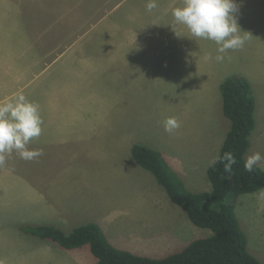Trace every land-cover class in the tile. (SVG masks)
Instances as JSON below:
<instances>
[{
    "label": "rangeland",
    "instance_id": "1",
    "mask_svg": "<svg viewBox=\"0 0 264 264\" xmlns=\"http://www.w3.org/2000/svg\"><path fill=\"white\" fill-rule=\"evenodd\" d=\"M181 3L159 0V7L148 12L146 0H0V102L23 93L40 105L44 120L42 134L29 144L43 155L26 161L13 153L0 167V264H41L48 247L53 249L45 254L47 264H93L97 258L89 246L67 249L22 231L24 225L40 223L71 232L74 211L81 212V221L110 208L108 217H130L132 223L112 226L122 228L118 247L155 257L212 233L191 224L162 186L154 187L152 172L151 178H141L130 138L135 131L174 146L181 138L183 144L188 141L189 186L206 191L210 160L203 145L218 127L231 128L220 87L226 74H237L248 76L254 86L251 145L264 142V0H236L238 24L251 38L222 61L215 59L214 42L192 37L183 25L171 27L172 10ZM207 54L211 60L204 59ZM24 56L30 63L24 64ZM169 116L180 122L172 134L163 125ZM171 162L185 176L181 162ZM118 170L124 179L115 176ZM249 195L247 200L230 193L227 200L236 205L250 251L264 264V197ZM132 197L133 210L119 208ZM171 217L176 220L167 223ZM100 223L113 238L112 227ZM163 234L169 237L161 241Z\"/></svg>",
    "mask_w": 264,
    "mask_h": 264
},
{
    "label": "trees",
    "instance_id": "2",
    "mask_svg": "<svg viewBox=\"0 0 264 264\" xmlns=\"http://www.w3.org/2000/svg\"><path fill=\"white\" fill-rule=\"evenodd\" d=\"M220 89L223 111L232 125L219 154L231 152L236 163L231 173L224 171L222 163L209 166L210 191L189 190L160 150L142 143L134 144L131 149L135 160L153 173L171 200L186 211L191 222L210 229L212 234L192 240L178 252L155 257L115 246L96 222L82 224L71 232L40 223L24 225L22 231L51 239L67 249L89 245L97 258L96 264H263L249 249L248 235L235 203L227 200L230 193L237 197L264 188V170L259 165L251 173L244 169L256 127L254 88L248 78L234 74L224 79Z\"/></svg>",
    "mask_w": 264,
    "mask_h": 264
},
{
    "label": "clouds",
    "instance_id": "3",
    "mask_svg": "<svg viewBox=\"0 0 264 264\" xmlns=\"http://www.w3.org/2000/svg\"><path fill=\"white\" fill-rule=\"evenodd\" d=\"M145 7L152 12L159 7V0H146ZM238 11L236 0H182L181 5L172 10L171 27L183 25L192 37L214 42L218 53L215 59L222 61L229 50L242 49L251 38L250 33L242 31L238 24ZM204 59L211 60L212 57L207 54ZM43 124L40 105L23 93L0 102V167L5 166L13 153L26 161L42 156V149H30L29 144L40 137ZM163 125L165 131L172 134L179 129L180 122L176 117L169 116ZM261 161H264V156L259 152L248 155L244 169L251 173ZM217 163H222L224 171L231 173L236 158L231 152H224L213 157L210 166ZM261 195H264V190Z\"/></svg>",
    "mask_w": 264,
    "mask_h": 264
},
{
    "label": "crops",
    "instance_id": "4",
    "mask_svg": "<svg viewBox=\"0 0 264 264\" xmlns=\"http://www.w3.org/2000/svg\"><path fill=\"white\" fill-rule=\"evenodd\" d=\"M24 59H26V60H28V61H24V64H27V62L28 63H30V58H29V56H24ZM56 61V59H53L52 61H50L51 63H53V62H55ZM16 62H18V61H16ZM16 62H14V63H16ZM22 62V65H23V61H21ZM39 61H37L36 63H38ZM38 66H39V64H38ZM39 67H41V66H39ZM17 69L19 70V69H21V66H17ZM31 69V68H30ZM29 69V70H30ZM72 72H73V70H72ZM25 74V73H24ZM73 75V74H72ZM227 76H230V74H226L225 75V77H227ZM244 77H246V78H248L249 79V77L248 76H245V75H243ZM218 81V80H217ZM217 81H215L214 82V85H217L216 84V82ZM218 82H220V80L218 81ZM252 86H253V84H252ZM71 87L72 88H74V82H73V80L71 81ZM253 88H254V86H253ZM132 89H129V90H127V91H125V92H129V91H131ZM221 90V89H220ZM220 95H222L221 94V91H220ZM87 108H90L91 110H93V108H92V102L91 101H88V104H87ZM222 108V107H221ZM185 109H186V107H185ZM121 111H124V110H122V108L120 109ZM89 111V110H88ZM120 111V112H121ZM224 112V111H223ZM255 115H256V112H255ZM191 115H186V117H188V119H189V121L188 122H190L191 120V117H190ZM220 126H221V123H220ZM190 128V127H189ZM199 128H200V130H205L202 126H200L199 125ZM256 128V127H255ZM255 130V129H254ZM229 131V130H228ZM228 131H225V130H223L222 129V126L221 127H218V129H217V131L216 132H214V133H212L213 134V137L211 138V141L210 142H208L207 140L205 141V144L203 145V147L205 148V149H203V152L206 154V157H208V159L211 161L212 160V158L213 157H215L217 154H219L220 153V150H221V148H222V146H223V144H224V141H225V139H226V136H227V133H228ZM142 133L143 132H136L135 133V131H134V137L133 138H130V139H132V145L130 146L131 147V149H132V147H133V145L134 144H136V143H142V144H145V145H148V146H151V147H153V148H156V149H158V150H160L162 153H163V155L165 156V158L167 159V161H168V163H169V165L178 173V175L182 178V180L184 181V183H185V185H186V187L189 189V190H191V191H195V192H200L201 190H194L191 186H189V184L190 183H188L189 182V178H190V175L188 174V168H186L187 167V165H188V163L190 162V158H191V155H189V153L187 152V149L188 148H190V145L191 144H189V142L188 141H186V143L185 144H183V141L185 140V139H183V138H181L180 140H178L177 142H178V144L177 145H173L172 144V142L171 141H168V142H166V144L165 143H159V141L157 140V137L158 136H155V137H153L152 139H148V138H145L144 136H142ZM79 134V129H78V124H77V122H74V137L76 136V135H78ZM190 137V136H189ZM184 138H185V136H184ZM212 139H214V140H212ZM135 140V141H134ZM129 142H130V140H128ZM134 143V144H133ZM179 144H182V146L180 147V145ZM260 147H262V148H260ZM199 148H201L200 146H199ZM260 148V149H259ZM261 151H264V142L263 143H258V144H256V145H254V144H252L251 145V143H250V147H249V149H248V152H247V154H246V158H247V156L248 155H251V154H253V153H255V152H261ZM264 156V155H263ZM171 160H174V161H179V162H181V165H182V167L185 169V176H184V174L182 173H179L178 172V170H177V168H175V167H173V165H172V162H171ZM182 160H183V162H182ZM264 164V161H261L260 162V164H259V166L262 168V166H261V164ZM209 166H210V162L208 163V165H207V167L205 168V172H207L208 171V168H209ZM139 170H141V171H143V173H142V177L141 178H144V179H149V178H151V175H150V173L148 172L149 170H147V169H144V167H139ZM114 172H117L118 174H115V176H118V177H120V178H123V176H122V170H118V171H114ZM151 172V171H150ZM187 176H188V180L186 179L187 178ZM204 176H205V173H204ZM199 178L200 177H198V179L196 180V181H198L199 180ZM124 179V178H123ZM154 180V182H155V186L154 187H161L162 185H160L157 181H155V179H153ZM157 182V183H156ZM199 182V181H198ZM153 183V182H152ZM209 186H210V188L209 189H207L206 191H210L211 189H212V184L211 183H209ZM154 187H153V189H152V191L154 190ZM49 188H51V187H49ZM162 190H164V192H166V190H165V188L162 186ZM32 189H34V188H32ZM262 190H264V188L263 189H261L260 191H258V192H262ZM48 191H50V189H48ZM64 192H66V193H68V192H71V190H63ZM141 190H139V192H140ZM152 193V195L154 194V191L153 192H151ZM167 193V192H166ZM255 193H257V192H255ZM142 194L140 193V197L142 198V196H141ZM167 195H168V193H167ZM240 195H242V194H240ZM240 195H238L237 197H239ZM61 196V195H60ZM62 196H64V199H66L68 196H66V195H62ZM244 196H247V200L251 197L250 195H249V193H244ZM51 197V196H50ZM168 197H169V195H168ZM260 197V195L257 197V198H259ZM262 197H264V195H261V197L260 198H262ZM59 199V198H58ZM169 199H170V203L171 204H173V206H175V205H177L176 203H174L172 200H171V198L169 197ZM146 200V199H145ZM144 200V201H145ZM149 200V199H148ZM75 201H77L75 198H74V205H76V203H75ZM66 202V201H65ZM130 203L129 204H126V205H123V206H119V208H125V209H132L133 210V208H135V206H132L133 204H134V200H133V197L130 199V201H129ZM145 202H147V201H145ZM263 201H261V202H258V203H262ZM148 203V202H147ZM175 204V205H174ZM67 205H69L68 204V202H67V204L65 205L67 208H68V206ZM62 206V205H61ZM177 206H179V205H177ZM180 207V206H179ZM261 207H263L264 208V203H262V205H261ZM115 208H118L117 206H115ZM178 208V207H177ZM182 208V207H181ZM109 212L108 213H105V212H102V213H100L98 210H97V212H94V215H93V218H89L88 220H84V221H81V220H79V217L82 215L81 214V212H80V214L79 213H77L76 211H74V228L75 227H77L76 225H82V224H85V223H88V222H96V223H98L101 227H102V224L100 223V222H102V223H106V224H108L109 226H113V224H115V223H118V224H128V223H132V221L130 222V217H127V216H115V217H108L110 214H111V208L108 210ZM236 211H237V214H238V210H237V208H236ZM186 212V211H185ZM42 213H44V211H42ZM44 215H45V213H44ZM69 215H70V218L72 219V215H73V213H72V211H70V213H69ZM78 215H80L79 217H78ZM238 216H239V214H238ZM173 218V220L172 221H168L169 219H172ZM240 219V218H239ZM168 220H167V223H174L173 221L174 220H176V218L175 217H171V218H168ZM240 221H241V219H240ZM189 222H191V221H189ZM191 224H193V223H191ZM242 224V223H241ZM194 226V225H193ZM196 228V227H195ZM103 229V228H102ZM178 229V228H177ZM104 230V229H103ZM122 230V228H120V227H118V229L117 228H114L113 229V227H112V231H113V238H111V236H110V234H109V236L107 235V233H106V235H107V237L109 238V240L115 245V246H117L118 247V244H121V243H118V242H116L117 240H119L116 236H121V234H119V232ZM247 233V232H246ZM135 234H136V232H135ZM212 234V233H211ZM137 235H139L138 233H137ZM205 235H206V232H205ZM210 235V234H209ZM208 235V236H209ZM248 235V234H247ZM178 236H180V235H178ZM161 237V241L162 240H164V239H166V238H168L169 237V235L167 234V235H165V234H163V236H160ZM174 240H176V239H173L172 241H174ZM118 243V244H117ZM133 243H135V241L133 242ZM135 244H137V243H135ZM163 244H165V242L163 243ZM248 245H252V242H251V240L249 239V237H248ZM85 246H89V245H84V247ZM252 247V246H251ZM86 248H89L90 249V247H86ZM51 249H53L52 247H48V248H46L42 253H41V264H47V260H46V258H45V254H47L48 253V251L49 252H51L52 250ZM250 249H252V248H250ZM132 251V250H131ZM133 252H136L135 250L133 251ZM136 253H138V252H136ZM140 254H142V253H140ZM147 255H149V254H147ZM52 259H55V257H52ZM94 259H92V261H93ZM95 264H96V262H97V260H95V261H93ZM93 263V264H94Z\"/></svg>",
    "mask_w": 264,
    "mask_h": 264
}]
</instances>
